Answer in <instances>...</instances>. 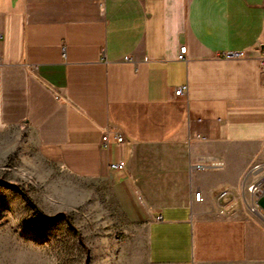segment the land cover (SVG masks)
I'll return each instance as SVG.
<instances>
[{"label":"crops","instance_id":"0c3cea01","mask_svg":"<svg viewBox=\"0 0 264 264\" xmlns=\"http://www.w3.org/2000/svg\"><path fill=\"white\" fill-rule=\"evenodd\" d=\"M0 35V133L107 181L149 264H264V0H0Z\"/></svg>","mask_w":264,"mask_h":264},{"label":"rangeland","instance_id":"374dc122","mask_svg":"<svg viewBox=\"0 0 264 264\" xmlns=\"http://www.w3.org/2000/svg\"><path fill=\"white\" fill-rule=\"evenodd\" d=\"M146 244L107 181L43 158L26 127L0 133V264H149Z\"/></svg>","mask_w":264,"mask_h":264},{"label":"built area","instance_id":"2783aa9c","mask_svg":"<svg viewBox=\"0 0 264 264\" xmlns=\"http://www.w3.org/2000/svg\"><path fill=\"white\" fill-rule=\"evenodd\" d=\"M253 15H242L241 17L244 19H248L249 17H252ZM1 38V35H0ZM187 53H188V46L187 45H182L179 49V53L177 56L178 60L184 61L187 59ZM64 58H66V53L64 52ZM220 56L222 57H226V58H238L243 56V54L240 51H234V50H227V51H222L221 53H219ZM0 63H1V57H0ZM261 66H262V70L264 71V55H262L261 57ZM188 90V86L187 85H182V86H178L175 89V95L177 96H182L185 95L187 93ZM126 138L125 135L123 134V132L118 129L117 127H109L107 129H105L102 133L101 136V140H100V144L103 147H108L112 142H116V143H125ZM220 166L219 163H194L191 165V167L193 169H197V170H201V169H206V168H212V167H218ZM110 168L112 170H123L126 168V160H121L119 162L116 163H111L110 164ZM257 189V185L253 184L250 186V190H255ZM232 193L228 190H223L221 191L219 198L224 197L226 195H229ZM194 197L196 199V201H201L204 199L203 195H202V191H195L194 193ZM232 198V197H231ZM252 210L254 209V206L252 207Z\"/></svg>","mask_w":264,"mask_h":264},{"label":"water","instance_id":"95a60500","mask_svg":"<svg viewBox=\"0 0 264 264\" xmlns=\"http://www.w3.org/2000/svg\"><path fill=\"white\" fill-rule=\"evenodd\" d=\"M260 184L262 187L255 194V197H256V204L261 210H263L261 217L264 220V179L260 182Z\"/></svg>","mask_w":264,"mask_h":264},{"label":"trees","instance_id":"16d2710c","mask_svg":"<svg viewBox=\"0 0 264 264\" xmlns=\"http://www.w3.org/2000/svg\"><path fill=\"white\" fill-rule=\"evenodd\" d=\"M14 188H19L20 190H22L20 187L16 186V185H12ZM26 196L27 199L30 201V203H33V201L28 197V195L26 194V192H24V190L22 191Z\"/></svg>","mask_w":264,"mask_h":264}]
</instances>
